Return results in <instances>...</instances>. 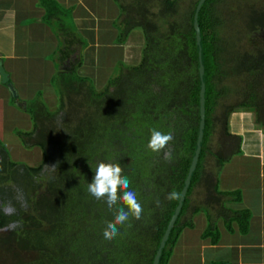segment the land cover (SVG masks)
Masks as SVG:
<instances>
[{
	"label": "trees",
	"instance_id": "1",
	"mask_svg": "<svg viewBox=\"0 0 264 264\" xmlns=\"http://www.w3.org/2000/svg\"><path fill=\"white\" fill-rule=\"evenodd\" d=\"M227 1L197 0L187 19L179 21L177 0H116L119 42L126 43L141 28L143 57L135 66L120 63L108 86L97 92L90 78L76 73L88 42L74 26L71 8L38 0L45 11L42 22L57 40L48 59L56 71L51 85L58 106L48 108L40 93L26 102L13 100L33 125L32 132L16 135L26 148L41 149L42 165L13 162L0 140V257L19 255L8 264H153L179 201L167 196L181 193L192 163L203 81L200 155L158 264H168L180 233L193 228L198 213L207 220L202 239L212 245L220 240L219 220L230 233L233 223L241 235L247 233L250 213L224 208L228 202L239 203L240 192L219 193L217 182L224 163L242 151L243 132L233 127L238 132L232 133L229 123L234 112L247 109L264 129V45L251 44L264 28V0H243L250 8L246 16L252 15L244 33L235 26L237 17L226 12ZM199 4L203 79L195 24ZM153 128L173 133L171 160L147 148ZM261 146L264 154V141ZM101 161L120 164L143 207L142 218L130 216L112 241H105L102 232L113 213L87 191ZM48 171L49 176L44 174Z\"/></svg>",
	"mask_w": 264,
	"mask_h": 264
},
{
	"label": "crops",
	"instance_id": "2",
	"mask_svg": "<svg viewBox=\"0 0 264 264\" xmlns=\"http://www.w3.org/2000/svg\"><path fill=\"white\" fill-rule=\"evenodd\" d=\"M55 1L71 8L74 26L88 42L83 57L92 60L91 62L95 60L92 54L97 52H100V60L104 58L101 66L105 64V60L113 57L127 60L130 57L127 54L134 53L138 57L139 50L143 53V43L140 46L129 44L131 40H136V37H132L137 29L132 31L126 43L119 42L117 22L121 9L116 0ZM44 13L38 0H0V59L9 82L16 91V96L13 97L7 85L2 84L0 76L2 132L6 126V114L13 111L14 117L16 112L21 111L14 105L15 98L26 102L40 93L47 106L55 104V100L52 102L51 99L57 95L51 79L56 71L48 56L55 50L57 40L50 28L42 22ZM135 56L131 58L133 62ZM138 58L140 60V56ZM82 67L84 64L80 68ZM92 69L96 72L95 67ZM20 123L21 120L18 124ZM234 128L237 129L238 125ZM235 130L231 132H241L239 128L238 131ZM244 139L243 145L248 141L246 137ZM250 146V151H244L241 147L240 155L233 156L224 163L217 182L219 193L240 192L241 201L228 202L224 208L232 212L250 213L247 233L241 235L236 223L232 224L230 233L224 222L219 220L216 227L220 240L212 245L210 239H202L207 220L203 213H198L192 219L193 228H185L180 233L168 264H264V154L261 144H258V148H254L252 144Z\"/></svg>",
	"mask_w": 264,
	"mask_h": 264
},
{
	"label": "rangeland",
	"instance_id": "3",
	"mask_svg": "<svg viewBox=\"0 0 264 264\" xmlns=\"http://www.w3.org/2000/svg\"><path fill=\"white\" fill-rule=\"evenodd\" d=\"M177 1L179 2V6H180L177 19L179 21H185L187 17L189 16V12L192 9V6L195 4L197 0H177ZM260 1L262 0H254L253 2L258 3ZM236 2L237 0H231L229 2L227 1L228 5H227L226 12L228 13L229 17H233V18L237 17V23L235 26H237L239 31H242V33H244V30L246 28L244 27V25L247 24V21L250 19V17H252V15L250 14L251 16L249 17L246 16L250 12V8L248 4L245 5L243 3V0H238V3ZM253 8H257V7L253 6ZM156 18L157 17L153 19H156ZM242 21H244V24ZM160 27H161V31H167L166 26L165 28L162 25ZM136 29L138 31H136V33L132 37V38L136 37V40H131L129 44L131 46H140L143 43V46L145 47V38H144L145 36H144L143 30L141 28H136ZM118 30L120 31V34H121L122 25L119 26ZM256 35H257L256 36L257 39L252 41L251 44L255 46H258V45L261 46L262 44L264 45L263 43L264 42V28H261V30H259ZM142 39L143 41H141ZM178 43H172V46H181V44H178ZM251 44L248 41L244 42V45H246L248 50H251L252 48ZM138 53L140 56V60H142V57H143L142 50H139ZM122 56H125V55L122 54ZM126 56H130V57H128L127 60L125 59L120 60L118 58L113 57L109 59L108 61L105 60V64L101 66V60L103 61L104 58H101L100 60V57H101L100 52H97L94 55L92 54V57L95 58L94 62H91L92 60L86 59L87 57L86 58L83 57L84 59H83L82 64H84V67L82 68L79 67L80 69H78L76 73L80 77L90 78L93 81V84L91 85L94 86L95 90L97 92H102V90L106 86H108L109 79L115 74H117L116 68L120 66V63H124L129 66L140 64L139 62L140 60L138 58L139 56L136 57L134 53L127 54ZM134 56L136 57V59L133 62L131 58ZM94 67L96 68V72L94 69H92ZM51 100L52 102L55 100V104L52 107L48 106V108L55 109L58 106L57 96H55ZM21 111L16 112L14 117L12 116L13 111L6 114V122H5L6 126L3 132L0 131V140H1V143L4 145V147L8 149L9 157L13 162L24 164L28 167H38L42 165L44 161V156L42 154L41 149L39 147L26 148L23 145V142L16 135L18 131L29 133V132H32V129H33V125H32L31 119L29 118V115ZM13 118L16 120V122ZM19 120H21L20 124H18ZM14 122L16 123V125L13 127L12 125H14ZM229 123H230V126L232 127V130H234L233 127H235V125H238L239 130L243 132L244 137L248 139V141L242 146L244 148V151H250L252 149L250 145L252 143L259 142L258 140H260L263 144L264 129L259 127L257 124H255L256 121H255L254 113H251L250 111L244 108L240 110H236L234 112V116L231 117ZM51 126L53 128H57L56 124H52ZM60 129L61 128H59V130ZM244 132H247V134L245 135ZM261 142H259V144H261ZM214 143H217L216 139H214L213 144ZM44 174L49 176L50 173L48 171V172H45ZM16 256H19V255L18 254L12 255V252L5 253L0 257V264H8L10 263L11 258H14Z\"/></svg>",
	"mask_w": 264,
	"mask_h": 264
},
{
	"label": "clouds",
	"instance_id": "4",
	"mask_svg": "<svg viewBox=\"0 0 264 264\" xmlns=\"http://www.w3.org/2000/svg\"><path fill=\"white\" fill-rule=\"evenodd\" d=\"M173 139V133H164L153 128L150 131L147 148L154 153L163 152L164 158L171 160L173 158L172 149L169 148V145ZM93 170L94 176L88 183L87 191L97 201H104L108 210L113 213V219L106 222L102 232L105 241H112L120 234L119 226L125 225L130 216L136 220L142 218L143 207L138 201L137 193L130 189L131 181L122 174L123 169L120 164L101 161ZM179 198L180 193L176 191L170 192L167 196L169 200ZM118 203L123 206L117 208Z\"/></svg>",
	"mask_w": 264,
	"mask_h": 264
},
{
	"label": "water",
	"instance_id": "5",
	"mask_svg": "<svg viewBox=\"0 0 264 264\" xmlns=\"http://www.w3.org/2000/svg\"><path fill=\"white\" fill-rule=\"evenodd\" d=\"M205 0H202V2H204ZM202 6V4H199L198 5V11L195 13V24H196V30H197V43H198V47H199V50H200V59H199V68H200V73H201V76H202V79H203V76H204V60H203V55H202V46H201V36H200V31H199V27H198V15H199V9L200 7ZM0 76H1V82L2 84H6L7 87L10 89L13 97L16 96V91L14 90L13 86L11 85V83L9 82V76L8 74L5 72L4 68H3V63H2V60L0 59ZM201 108H200V118H201V123H200V129H199V132H198V135H197V141H196V147L194 149V154H193V159H192V163L189 167V170H188V173H187V176L185 178V181H184V185H183V188L181 190V193H180V198H179V201H178V204L175 208V211H174V215L172 216L169 224L167 225V228H166V232L162 238V241L157 249V252L154 256V259H153V264H158L159 263V259H160V256H161V253H162V250L164 248V245L167 241V238H168V235L170 233V231L172 230V228L174 227V222L178 216V213L180 211V208H181V205H182V202L184 200V197H185V194H186V190H187V187L189 186L190 182H191V177H192V174H193V171L198 163V159H199V155H200V147H201V141H202V129H203V122H204V101H205V84H204V81L202 83V88H201Z\"/></svg>",
	"mask_w": 264,
	"mask_h": 264
}]
</instances>
